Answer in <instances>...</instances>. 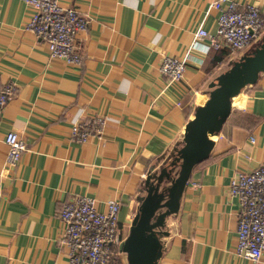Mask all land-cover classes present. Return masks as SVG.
<instances>
[{"label":"crops","instance_id":"1","mask_svg":"<svg viewBox=\"0 0 264 264\" xmlns=\"http://www.w3.org/2000/svg\"><path fill=\"white\" fill-rule=\"evenodd\" d=\"M236 1L264 11V0ZM211 2L60 0L88 19L75 64L50 56L26 27L31 5L0 0V86L16 85L0 118V264H69L59 214L75 195L95 198L100 209L117 200L123 242L146 171L179 140L229 60L195 35L216 31ZM165 54L186 59L181 80L162 76ZM97 117L105 118L100 135L72 139L75 123ZM11 130L27 146L15 165L6 161ZM262 162L264 75L234 98L211 155L194 166L158 264H264V255L253 261L235 252L239 204L229 192L234 175Z\"/></svg>","mask_w":264,"mask_h":264},{"label":"built area","instance_id":"2","mask_svg":"<svg viewBox=\"0 0 264 264\" xmlns=\"http://www.w3.org/2000/svg\"><path fill=\"white\" fill-rule=\"evenodd\" d=\"M23 1L34 9L26 27L46 44L49 55L79 64L76 37L87 28V17L74 6H62L60 0ZM211 6L219 11L215 33L209 34L200 27L195 35L208 38L209 44L216 50H225L229 59L238 56L264 33V11L259 6L246 3L239 7L236 0H212ZM186 64L184 58L165 54L159 69L170 83L184 77ZM15 91L12 81L0 86V118ZM104 124V117L75 123L71 137L84 141L92 135H100ZM5 142L8 147L6 161L15 165L27 149L26 143L12 130L5 134ZM229 192L239 204L235 252L257 261L264 255V162L257 168L234 175ZM105 206L100 209L95 198L84 194L63 202L59 217L69 248V264H111L112 258L120 254L119 203L112 199Z\"/></svg>","mask_w":264,"mask_h":264},{"label":"water","instance_id":"3","mask_svg":"<svg viewBox=\"0 0 264 264\" xmlns=\"http://www.w3.org/2000/svg\"><path fill=\"white\" fill-rule=\"evenodd\" d=\"M262 75L264 33L210 80L206 98L195 105L179 140L146 171L138 187L135 215L121 245L126 264H158L169 233L167 221L179 211L194 166L211 155L234 98Z\"/></svg>","mask_w":264,"mask_h":264},{"label":"trees","instance_id":"4","mask_svg":"<svg viewBox=\"0 0 264 264\" xmlns=\"http://www.w3.org/2000/svg\"><path fill=\"white\" fill-rule=\"evenodd\" d=\"M225 51V50H222ZM111 264H123L122 263V258L119 256V254H116L111 261Z\"/></svg>","mask_w":264,"mask_h":264}]
</instances>
